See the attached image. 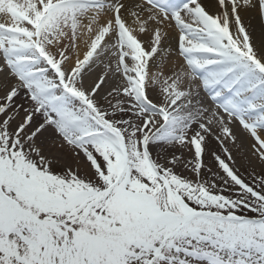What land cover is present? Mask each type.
Here are the masks:
<instances>
[{"label": "snow or ice", "instance_id": "6c2138e0", "mask_svg": "<svg viewBox=\"0 0 264 264\" xmlns=\"http://www.w3.org/2000/svg\"><path fill=\"white\" fill-rule=\"evenodd\" d=\"M0 264H264V0H0Z\"/></svg>", "mask_w": 264, "mask_h": 264}]
</instances>
